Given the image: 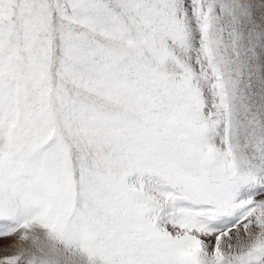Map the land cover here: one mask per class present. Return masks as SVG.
<instances>
[{"label": "snow or ice", "instance_id": "obj_1", "mask_svg": "<svg viewBox=\"0 0 264 264\" xmlns=\"http://www.w3.org/2000/svg\"><path fill=\"white\" fill-rule=\"evenodd\" d=\"M0 264H264V0H0Z\"/></svg>", "mask_w": 264, "mask_h": 264}]
</instances>
